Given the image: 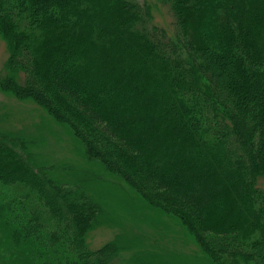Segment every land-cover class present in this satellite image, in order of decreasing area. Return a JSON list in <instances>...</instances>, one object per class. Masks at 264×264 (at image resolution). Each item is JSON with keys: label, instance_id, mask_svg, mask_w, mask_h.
I'll return each instance as SVG.
<instances>
[{"label": "trees", "instance_id": "1", "mask_svg": "<svg viewBox=\"0 0 264 264\" xmlns=\"http://www.w3.org/2000/svg\"><path fill=\"white\" fill-rule=\"evenodd\" d=\"M160 2L171 36L137 0H0V89L66 128L142 207L176 218L208 264H264V0ZM31 143L0 131L8 262L160 264L124 234L92 249L103 206Z\"/></svg>", "mask_w": 264, "mask_h": 264}, {"label": "rangeland", "instance_id": "2", "mask_svg": "<svg viewBox=\"0 0 264 264\" xmlns=\"http://www.w3.org/2000/svg\"><path fill=\"white\" fill-rule=\"evenodd\" d=\"M137 1L149 7L152 24L169 36L174 34L173 18L166 5L160 0ZM7 56L6 44L0 37V76L5 74ZM0 131L31 141V151L41 165L74 184L85 183L86 192L103 206L104 216L96 220L97 226L87 236L92 249L111 241L116 234H124L135 240L137 249L149 261L208 264L197 243L176 218L146 204L143 205L146 208L142 207L122 179L107 172L98 162L85 160L81 155L83 148L69 131L31 100H20L0 89ZM260 183L264 187L263 180ZM0 256L5 258L3 247H0Z\"/></svg>", "mask_w": 264, "mask_h": 264}]
</instances>
